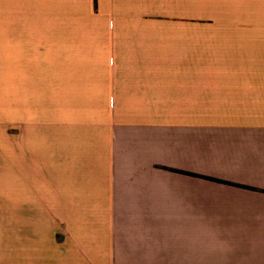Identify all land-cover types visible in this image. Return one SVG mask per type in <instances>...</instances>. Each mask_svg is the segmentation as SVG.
<instances>
[{
    "label": "crops",
    "instance_id": "0c3cea01",
    "mask_svg": "<svg viewBox=\"0 0 264 264\" xmlns=\"http://www.w3.org/2000/svg\"><path fill=\"white\" fill-rule=\"evenodd\" d=\"M0 264H264V0H0Z\"/></svg>",
    "mask_w": 264,
    "mask_h": 264
},
{
    "label": "rangeland",
    "instance_id": "374dc122",
    "mask_svg": "<svg viewBox=\"0 0 264 264\" xmlns=\"http://www.w3.org/2000/svg\"><path fill=\"white\" fill-rule=\"evenodd\" d=\"M34 118L32 123H23L21 128H30L34 130H48V104H38L35 107ZM10 238H7L5 242H8Z\"/></svg>",
    "mask_w": 264,
    "mask_h": 264
}]
</instances>
